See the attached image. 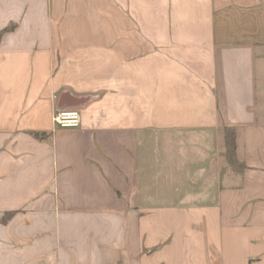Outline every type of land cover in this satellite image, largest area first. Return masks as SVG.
Returning <instances> with one entry per match:
<instances>
[{"label":"crops","instance_id":"crops-1","mask_svg":"<svg viewBox=\"0 0 264 264\" xmlns=\"http://www.w3.org/2000/svg\"><path fill=\"white\" fill-rule=\"evenodd\" d=\"M7 213L0 264H264V0H0Z\"/></svg>","mask_w":264,"mask_h":264},{"label":"trees","instance_id":"trees-1","mask_svg":"<svg viewBox=\"0 0 264 264\" xmlns=\"http://www.w3.org/2000/svg\"><path fill=\"white\" fill-rule=\"evenodd\" d=\"M39 136V134H36ZM224 140L225 146L222 152L223 157L227 164L234 169L236 172L244 171L247 166L246 164L238 157L237 154V128L233 126L224 127ZM12 213L5 214L0 218V223H6L11 218Z\"/></svg>","mask_w":264,"mask_h":264},{"label":"built area","instance_id":"built-area-1","mask_svg":"<svg viewBox=\"0 0 264 264\" xmlns=\"http://www.w3.org/2000/svg\"><path fill=\"white\" fill-rule=\"evenodd\" d=\"M54 122L61 128H76L81 125V112L78 108L58 109Z\"/></svg>","mask_w":264,"mask_h":264},{"label":"water","instance_id":"water-1","mask_svg":"<svg viewBox=\"0 0 264 264\" xmlns=\"http://www.w3.org/2000/svg\"><path fill=\"white\" fill-rule=\"evenodd\" d=\"M86 102L85 98L76 97L68 93H64L60 96L58 101L59 109H67L72 107H78Z\"/></svg>","mask_w":264,"mask_h":264},{"label":"rangeland","instance_id":"rangeland-1","mask_svg":"<svg viewBox=\"0 0 264 264\" xmlns=\"http://www.w3.org/2000/svg\"><path fill=\"white\" fill-rule=\"evenodd\" d=\"M76 108H79V107H76ZM227 171H234V169L232 167H230L229 165H227ZM235 173H239V172H236L234 171Z\"/></svg>","mask_w":264,"mask_h":264}]
</instances>
